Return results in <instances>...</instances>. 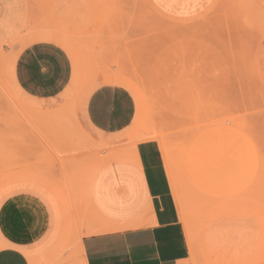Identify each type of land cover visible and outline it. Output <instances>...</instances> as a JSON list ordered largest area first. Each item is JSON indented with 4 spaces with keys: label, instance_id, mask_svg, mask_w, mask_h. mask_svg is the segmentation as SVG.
Instances as JSON below:
<instances>
[{
    "label": "rangeland",
    "instance_id": "1",
    "mask_svg": "<svg viewBox=\"0 0 264 264\" xmlns=\"http://www.w3.org/2000/svg\"><path fill=\"white\" fill-rule=\"evenodd\" d=\"M202 4L0 0V201L36 185L56 202L69 239L80 237L83 224L99 222L97 175L113 161L137 164L136 145L153 138L188 218L189 264H264V0H215L195 17ZM26 30L54 31L80 66L74 94L49 109L13 79V50ZM105 83L137 102L127 151L97 145L111 139L84 117L86 98Z\"/></svg>",
    "mask_w": 264,
    "mask_h": 264
},
{
    "label": "crops",
    "instance_id": "2",
    "mask_svg": "<svg viewBox=\"0 0 264 264\" xmlns=\"http://www.w3.org/2000/svg\"><path fill=\"white\" fill-rule=\"evenodd\" d=\"M199 1L203 4L195 17L215 0ZM70 51L54 31L26 30L13 50V79L21 94L43 103L38 105L65 96L75 78ZM83 112L93 132L114 140L113 150L131 147L137 102L129 89L102 84L88 95ZM160 148L157 141L140 142L135 147L139 165L117 160L97 175L99 222L83 224L80 237L72 240L42 194L19 190L5 195L0 201V264H42L53 256H59L56 264H189L191 249Z\"/></svg>",
    "mask_w": 264,
    "mask_h": 264
},
{
    "label": "bare ground",
    "instance_id": "3",
    "mask_svg": "<svg viewBox=\"0 0 264 264\" xmlns=\"http://www.w3.org/2000/svg\"><path fill=\"white\" fill-rule=\"evenodd\" d=\"M165 2V1H164ZM175 2V1H174ZM168 3V2H167ZM171 3V2H170ZM188 3V2H187ZM164 4V3H163ZM162 4V5H163ZM182 4V3H181ZM253 4H255V2L253 3ZM166 5V4H165ZM195 5V4H194ZM256 5V4H255ZM254 5V6H255ZM260 5V4H259ZM173 6V5H172ZM178 6H180V5H177V7ZM257 7V6H256ZM260 7V6H259ZM264 7V6H263ZM193 8V7H192ZM255 8V7H254ZM170 9V8H169ZM191 9V8H190ZM264 9V8H263ZM176 11V10H175ZM264 12V11H263ZM185 14H186V11H185ZM264 15V14H263ZM98 35V34H97ZM89 36V35H88ZM87 36V37H88ZM81 37V36H80ZM70 53H71V56H72V59H73V61H74V63H75V78H74V81H73V83H72V85H71V87L69 88V90L67 91V93L65 94V96H63L62 98H60L59 100H57L58 102H55L56 104L57 103H59V102H65V101H67L70 97H71V95L73 94V92H74V90H76V88L78 87V85H77V80H78V78H79V75H78V60H77V57L75 56V54L72 52V51H70ZM107 78V80H115L117 83H120L119 81H120V77H112V76H108V77H106ZM128 83H130L131 85H134V84H132L130 81H127ZM54 103V104H55ZM53 103H51V104H48V105H45L44 106V108L45 109H49V108H51V107H53V105H54ZM59 105V104H58ZM91 127V126H90ZM17 130H20V129H17ZM9 133V132H8ZM11 133V132H10ZM99 133V132H98ZM16 133H15V131H14V135H15ZM6 135V134H5ZM5 135H4V137H5ZM13 135V134H12ZM27 135V134H26ZM26 135L24 134V133H17L15 136L18 138V140L17 141H22L21 139L23 138V137H25V139H26ZM7 136V135H6ZM20 136H22L21 138H20ZM31 138H32V136H30ZM6 139H7V137H5ZM27 139H28V137H27ZM26 139V140H27ZM1 140V139H0ZM120 140V139H119ZM115 141H116V139H115ZM147 141H156L155 139H153V138H145V139H143V140H141L140 142H147ZM4 142H6V141H4ZM27 143H28V140L26 141ZM33 142V141H32ZM112 142H114V140H111L110 142H108V141H106V140H103V139H100L99 141L97 140V145H103V144H105V145H110V146H112ZM139 142V143H140ZM1 143V142H0ZM23 143V142H22ZM34 143H36V142H33V143H30L29 142V144H33L34 145ZM47 143V142H46ZM40 144H41V142H40ZM48 144V143H47ZM116 144H117V142H116ZM3 145V143H1L0 144V150L2 151L3 149L2 148H5V145L4 146H2ZM44 146H46V145H44ZM43 146V147H44ZM152 147V146H151ZM48 149V147H46V150ZM158 149V148H157ZM162 149V153H163V148L161 147L160 148V150ZM148 150V149H147ZM3 152V151H2ZM151 152V151H150ZM156 152V151H155ZM10 153V152H9ZM157 153H158V150H157ZM1 154H3V153H1L0 152V155ZM146 154H147V152H146ZM4 155V154H3ZM136 156H137V154H136ZM163 156H164V160H165V162H164V164H166V171H168V180H170V185H171V187H172V192H173V181H174V174L173 173H171V168H170V165H168V162H167V159H166V155H165V153H163ZM162 156V157H163ZM14 156H12V158H13ZM1 158H3V156H1ZM15 158V157H14ZM148 158V157H147ZM157 159V158H156ZM8 160V159H7ZM14 160V159H13ZM12 160V161H13ZM148 160V159H147ZM150 160V159H149ZM157 161V160H156ZM9 162V161H8ZM14 162V161H13ZM12 162V163H13ZM11 163V164H12ZM15 163H16V161H15ZM20 163V162H19ZM157 163H159V162H157ZM18 164V163H17ZM137 164L139 165V158H138V156H137ZM150 164H152V163H150ZM18 166V165H17ZM157 166V165H156ZM20 168V167H19ZM3 171H11V165H9L8 167H6V168H3L2 169ZM151 170V169H150ZM3 175V174H2ZM148 176H151L150 174H148ZM150 180V179H149ZM34 187H27V189H29L30 191H36V192H39L40 194H42L44 197H46L48 200H49V202H50V204H51V206H52V208H53V210L55 211V213H57V216H58V208H57V205H56V202L55 201H53L52 200V198H50V197H48L47 195H46V193L45 192H43V191H38V187L36 186V185H33ZM150 187H151V185H150ZM163 189V188H162ZM161 190V189H160ZM169 192V191H168ZM173 194V193H172ZM162 195V194H161ZM175 194H173V197L176 199V196H174ZM176 202V204H177V199L175 200ZM158 203V202H157ZM166 204V203H165ZM178 206V205H177ZM167 208V207H166ZM171 208V207H170ZM178 208V207H177ZM178 210H179V216H180V219H181V221L180 222H184V223H187V215H186V213L185 212H182L181 210H180V207L178 208ZM167 213V212H166ZM167 216H169V215H167ZM167 216H166V218H167ZM170 218V217H169ZM167 220H168V218H167ZM157 222V221H156ZM189 245H190V248H191V252H193L194 251V244L192 243V241H190L189 240ZM31 260H32V258H31ZM33 261V260H32ZM33 264V263H32Z\"/></svg>",
    "mask_w": 264,
    "mask_h": 264
}]
</instances>
